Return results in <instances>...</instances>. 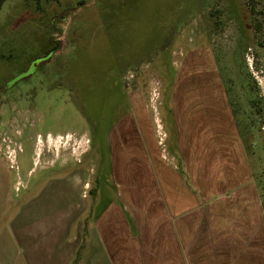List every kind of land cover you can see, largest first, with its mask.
Masks as SVG:
<instances>
[{
	"label": "rangeland",
	"instance_id": "rangeland-1",
	"mask_svg": "<svg viewBox=\"0 0 264 264\" xmlns=\"http://www.w3.org/2000/svg\"><path fill=\"white\" fill-rule=\"evenodd\" d=\"M181 75L221 78L264 183V0L3 3L0 84L30 81L18 82L17 104L18 93L0 101V122L12 130L0 129V264H9L2 234L23 226L32 246L24 264H38L33 252L54 243L61 256L53 264L66 260L76 230L69 203L77 197L83 204L87 194L108 187L101 208L113 195L109 132L126 113L148 112L161 154L169 162L177 157L169 154L176 139L168 113ZM202 81L213 93L211 82ZM3 102H10L13 119L4 118ZM75 177L89 185L84 199Z\"/></svg>",
	"mask_w": 264,
	"mask_h": 264
},
{
	"label": "crops",
	"instance_id": "crops-1",
	"mask_svg": "<svg viewBox=\"0 0 264 264\" xmlns=\"http://www.w3.org/2000/svg\"><path fill=\"white\" fill-rule=\"evenodd\" d=\"M182 75L173 82L168 113L176 139L168 153L177 157L169 162L161 154L148 112L122 116L109 132L113 195L100 208L108 187L85 196L89 185L75 177L85 202L76 197L69 203L75 241L58 264H264V183L254 153L221 78ZM201 81H210L213 93ZM29 231L13 227L2 234L9 264H24V251L29 260ZM45 250L33 252L38 264L60 260L56 243Z\"/></svg>",
	"mask_w": 264,
	"mask_h": 264
},
{
	"label": "flooded vegetation",
	"instance_id": "flooded-vegetation-1",
	"mask_svg": "<svg viewBox=\"0 0 264 264\" xmlns=\"http://www.w3.org/2000/svg\"><path fill=\"white\" fill-rule=\"evenodd\" d=\"M28 81H30V80L29 79H21L20 81H16L13 84H11V81H7L3 84H0V101L3 97L18 93L17 95L14 96V99H13V103L17 104L19 102L18 98L23 95V94L20 95L21 91H19L20 85L18 82H28ZM9 104H10V102H7V103L3 102V106L7 108L6 111L4 112V118H6L7 121L10 120V118L13 119V116H14V111L12 110L11 105H9ZM0 118L3 119L2 115L0 116ZM0 123H2V122H0ZM0 129H1L2 133H4V134H9V131H12L11 127L9 125L4 126L3 123L0 125ZM1 149H3V148H1ZM1 151L3 153V150H1ZM0 155L2 157V154H0ZM1 160H3V159H1ZM8 168L12 169L10 167H8Z\"/></svg>",
	"mask_w": 264,
	"mask_h": 264
},
{
	"label": "trees",
	"instance_id": "trees-1",
	"mask_svg": "<svg viewBox=\"0 0 264 264\" xmlns=\"http://www.w3.org/2000/svg\"><path fill=\"white\" fill-rule=\"evenodd\" d=\"M6 0H0V8L2 7L3 3L5 2ZM36 1H40V0H36ZM60 47V43L59 42H56V44L52 47V52H55L59 49Z\"/></svg>",
	"mask_w": 264,
	"mask_h": 264
}]
</instances>
